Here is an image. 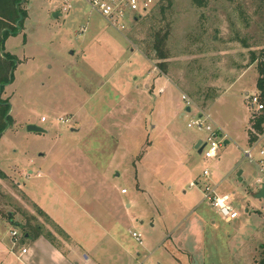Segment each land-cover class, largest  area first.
Wrapping results in <instances>:
<instances>
[{
	"label": "rangeland",
	"instance_id": "1",
	"mask_svg": "<svg viewBox=\"0 0 264 264\" xmlns=\"http://www.w3.org/2000/svg\"><path fill=\"white\" fill-rule=\"evenodd\" d=\"M22 8L26 18L4 41L15 68L2 93L12 122L0 136L7 177L0 179V237L13 241L17 226L8 215L38 217L17 198L24 192L83 241L85 252L115 242L120 262L109 264H264V199L254 197L263 188L264 142L252 150L253 161L243 154L259 134L250 127L255 112L248 103L264 51V0H164L123 32L82 0H71L67 11L63 0H26ZM161 30L168 31L164 71L151 50ZM196 110L231 135L213 160L193 146L204 139L187 128ZM70 115V123L60 122ZM207 185L229 195L236 221L226 223L204 200ZM84 197L93 207L89 218L73 206ZM195 207L215 223L188 259L168 236ZM52 224L42 226L58 246L67 244ZM16 230L22 242V227Z\"/></svg>",
	"mask_w": 264,
	"mask_h": 264
},
{
	"label": "crops",
	"instance_id": "2",
	"mask_svg": "<svg viewBox=\"0 0 264 264\" xmlns=\"http://www.w3.org/2000/svg\"><path fill=\"white\" fill-rule=\"evenodd\" d=\"M84 31H85V29H84ZM157 79H163V77H159ZM166 82L169 83L170 81H168L166 79ZM151 86L153 88V85H151ZM151 86H146V90L148 91ZM158 93H163V92L159 91ZM187 109H189V111H187ZM158 110H160V106H159ZM186 112L190 113L191 108L186 107ZM70 116H72V117H70L72 119H74V117H75L74 115H70ZM77 117H78V115H77ZM249 119H250V117H249ZM77 122H80V120L79 121L76 120L75 123H77ZM213 124L223 134L224 133L226 134V135L225 134L224 135L227 138L226 144H228V140L231 136L230 133L226 130V128H224L219 123L213 122ZM246 139H247V136H246ZM198 141L199 140H197L196 142L194 141V143H193L194 148H195V145L197 144ZM246 145H247V140H246ZM247 146H249V145H247ZM192 183L193 182H191L190 184H192ZM196 184H198V183H196ZM198 187L201 189L200 186H198ZM215 188H217V186H215ZM1 191H2V189L0 188V194H1L0 197L2 196ZM183 193H185V192H183ZM20 194L21 195H18L19 197L17 196L18 199H21V196H22L25 200H27L28 202L31 203L32 207L39 208L44 214H46L48 216V218L51 220V222L53 224H55L59 229H61L64 232V234L67 236V239L63 237V240H64L63 242H65L67 244H64L63 246H58L55 243V246H54L50 241H48V239H46L44 237V235L34 237V234H33V235H31V237H26V239L23 240L22 242L18 241L17 243L19 245L13 246L12 239L9 240V239L0 237V254L4 256L1 260V264H109V262L111 263L112 261H116V263L120 262L118 259V256H117L118 252L112 251L113 248H116V247L119 248L118 245L116 246L115 242L114 243L109 242L110 243L109 246H106V244H104V243L102 244L103 246H99V247L94 245L93 249H92V247H90L89 251L85 252V249L82 247L83 244L85 245V243L83 241H80L81 244L77 243L75 241V239L70 235L71 232L62 228V226H63L62 223L58 222V220L55 217L48 214L44 209H42L40 206L35 204L30 199V197H28V195L26 193L21 192ZM83 201H84L83 205L79 202L74 203V205H73L75 207L74 210L76 208L79 209V212H78L79 214H81L80 212H82L86 215V217L89 218V215L87 212H88V210L93 209V207L89 206L90 198H85V200H83ZM27 209L28 208L26 206V210ZM196 210H197L196 207L192 211L190 210L191 212L175 227L176 232H171V234L168 236V239L171 240L173 247L179 253H181L184 257H186L188 259L191 256V253L194 252V250H198V249L200 250V248H203L205 246V239H206L205 235H206L207 224L208 225H214V223H215L214 221L209 222V219L207 220V218L204 215H202L201 213L197 214ZM22 213L25 214L26 216H29L31 214L29 212H27L29 214H26L25 212H21V213L17 212V214L15 216H18L23 221V223L21 221H17L15 219V216H14V218L11 217L12 219H11V221H9V223L15 224V226H17V227L13 226L16 229H19L22 226L24 227V225H26V221H25L26 218H23L21 216ZM238 218H239V216H238ZM3 219L4 218L2 216H0V228H1V225H5L3 223ZM236 220H234V221H236ZM234 221H231V222H234ZM36 223H39L41 225L45 224L44 220H41L38 217H37ZM226 223H229V222H226ZM16 224H18L19 227ZM16 229H13L11 231H14V230L17 231ZM44 229H46V228L44 227ZM44 231H48V230H44ZM178 231L179 232L183 231L185 233H184V235H180L179 233H177ZM19 236L21 237V235H19ZM172 236H173L174 240H172ZM54 242H55V240H54ZM234 242L235 241L230 242V243L233 244ZM22 249H26V253L22 254L21 253Z\"/></svg>",
	"mask_w": 264,
	"mask_h": 264
},
{
	"label": "built area",
	"instance_id": "3",
	"mask_svg": "<svg viewBox=\"0 0 264 264\" xmlns=\"http://www.w3.org/2000/svg\"><path fill=\"white\" fill-rule=\"evenodd\" d=\"M87 6L95 13H97L109 26L114 28L118 32H123L125 23L132 21L135 22L142 15L150 11L156 5L162 3L163 0H82ZM71 8V0H63V11H67ZM181 100L185 106L191 108V102L186 96H182ZM249 106L253 112L261 113L264 110L263 104L260 102L257 95L249 98ZM44 119L42 118L41 121ZM71 118L60 119L62 124L70 123ZM187 128L194 129L197 132L204 133V139H202L203 150L202 154L206 160H213L217 158L218 150L224 146L226 136L213 124L210 114L208 112H201L196 110L194 116H192L188 123ZM253 145L243 151L246 159L253 161L252 150L255 146H258L264 142V132L258 134L255 138ZM258 167L264 175V150L259 149ZM207 171H203V176H207ZM196 183L190 184V187H195ZM264 188V182H263ZM121 193H125L124 190ZM203 198L209 204V206L220 216L223 221L231 222L238 218L239 213L233 207V204L228 195L217 196L216 188L209 185L202 189ZM11 237L13 238V246H16L18 240L17 231H11ZM132 237L142 244L141 237L137 233H131ZM21 253H26V249H22Z\"/></svg>",
	"mask_w": 264,
	"mask_h": 264
},
{
	"label": "trees",
	"instance_id": "4",
	"mask_svg": "<svg viewBox=\"0 0 264 264\" xmlns=\"http://www.w3.org/2000/svg\"><path fill=\"white\" fill-rule=\"evenodd\" d=\"M25 1L26 0H0V136L12 122L11 117L9 115L8 100L2 99V93L4 91V88L12 83L13 71L15 68L14 57H12L8 53H5L4 51V41L8 36L14 35L17 32L19 25H21L22 21L26 18V12L22 8V4H24ZM166 2L167 5L170 4V0H166ZM201 3L202 2L197 1V4L202 5ZM163 10V6L160 7V12H163ZM167 38V30H161L155 32L152 35L151 50L156 59H158V67H160L162 71H164L163 64L168 58L166 51ZM260 58L261 61L257 63L256 68L258 73V79L256 81V95L258 96L260 102L263 104L264 107V51L261 52ZM255 61L256 58H253L251 60V63ZM250 127L259 134H262L264 132V110L259 114H252V116L250 117ZM255 140L256 139L253 138L251 140V143H253ZM6 178L7 177L4 175V173L0 171V179ZM1 212L2 211L0 210V216H2ZM35 212L36 215L38 217H41L45 223L51 221L48 216L44 214L39 208L36 207ZM21 216L23 218H26V225H24V227L22 226V240H25L26 237H31V235L33 234L34 237L44 235V237L55 246L54 235L49 231H44L43 226L39 223H36L37 218L35 216H26L23 213L21 214ZM11 219V216L8 215L7 220L11 221ZM52 225L56 229L57 234L59 236L67 239V236L61 229H59L55 224Z\"/></svg>",
	"mask_w": 264,
	"mask_h": 264
},
{
	"label": "water",
	"instance_id": "5",
	"mask_svg": "<svg viewBox=\"0 0 264 264\" xmlns=\"http://www.w3.org/2000/svg\"><path fill=\"white\" fill-rule=\"evenodd\" d=\"M57 15H58L57 13L54 14L55 17ZM187 111H189V109H187ZM27 130L28 131H32V132L44 133V130H42L41 128H38L36 126H28ZM201 143H202V141L199 140L197 142V144L195 145V150H197L199 154L202 153V150H203V147H204L203 144H201ZM226 143H227V141L224 142V145H226ZM255 198H257V199H264V188H262L258 192V194L255 195Z\"/></svg>",
	"mask_w": 264,
	"mask_h": 264
}]
</instances>
